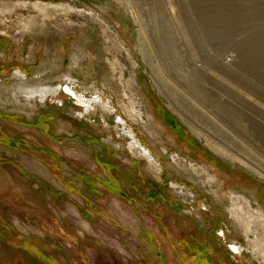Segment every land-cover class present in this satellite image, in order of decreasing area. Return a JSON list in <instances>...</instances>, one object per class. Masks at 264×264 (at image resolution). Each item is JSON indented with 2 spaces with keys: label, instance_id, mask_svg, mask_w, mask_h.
Returning a JSON list of instances; mask_svg holds the SVG:
<instances>
[{
  "label": "rangeland",
  "instance_id": "obj_1",
  "mask_svg": "<svg viewBox=\"0 0 264 264\" xmlns=\"http://www.w3.org/2000/svg\"><path fill=\"white\" fill-rule=\"evenodd\" d=\"M248 1L0 0V264H264Z\"/></svg>",
  "mask_w": 264,
  "mask_h": 264
},
{
  "label": "bare ground",
  "instance_id": "obj_2",
  "mask_svg": "<svg viewBox=\"0 0 264 264\" xmlns=\"http://www.w3.org/2000/svg\"><path fill=\"white\" fill-rule=\"evenodd\" d=\"M248 5H249V7H248ZM247 8H248V10L251 13V0L248 1V3L246 4V6H243V5L240 4L239 5V10H240L239 12H242L243 10H245ZM261 9H263V8H261ZM263 38H264V36H263ZM253 40H255V39H253ZM244 45L247 46V50H248V52H249V54L251 56V40L246 41V43ZM262 46H263V44H262ZM258 52H259V59L261 61V64L264 67V46ZM34 92H36V91H34ZM177 116L183 122V124H185V126H187V128L195 136L198 137V134H196L197 132H195L194 130H192L191 125H189L184 118L180 117V115L178 113H177ZM242 210L243 209H241V214L240 215H239L238 212L235 213L234 211H233V214L235 215V218L239 220V223L241 224V228L245 232L246 235H248L249 233H253L254 235H256L255 239L252 241V245H253V247L256 248L258 254L264 260V220H262L259 216H255V218H253V216L250 215L251 217H248V215L246 213H244L248 209L245 208L244 211H242ZM242 216H246V219L245 218H242Z\"/></svg>",
  "mask_w": 264,
  "mask_h": 264
}]
</instances>
